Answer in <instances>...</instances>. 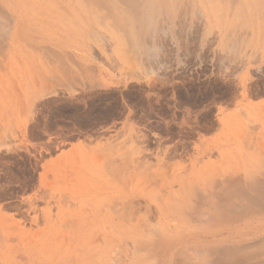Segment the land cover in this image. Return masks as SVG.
<instances>
[{
  "label": "rangeland",
  "instance_id": "rangeland-1",
  "mask_svg": "<svg viewBox=\"0 0 264 264\" xmlns=\"http://www.w3.org/2000/svg\"><path fill=\"white\" fill-rule=\"evenodd\" d=\"M125 1L0 0V264H264V0Z\"/></svg>",
  "mask_w": 264,
  "mask_h": 264
},
{
  "label": "bare ground",
  "instance_id": "bare-ground-1",
  "mask_svg": "<svg viewBox=\"0 0 264 264\" xmlns=\"http://www.w3.org/2000/svg\"><path fill=\"white\" fill-rule=\"evenodd\" d=\"M131 1V2H130ZM142 1V3H145V1L147 2V1H149V0H141ZM158 2H159V5L160 6H165V5H168L169 3H170V5H172V8H173V11L175 12V9H176V6L178 5V0H157ZM259 1V0H258ZM126 3H131V4H134V2H137V0H126L125 1ZM236 2H238V1H236ZM261 2V1H260ZM239 3V2H238ZM221 4H223V3H221ZM233 4H235L234 2H233ZM236 5H238L237 3H236ZM257 5V4H256ZM159 6V7H160ZM221 7H223L222 5H221ZM257 7V6H256ZM263 9H264V7H263ZM12 12H14L13 10H11ZM10 11V12H11ZM241 11V10H240ZM259 11V10H258ZM263 11V10H262ZM261 11V16H263V12ZM253 12V11H252ZM15 14V13H14ZM86 15V14H85ZM239 15V14H238ZM78 17H79V15H78ZM81 17V16H80ZM82 17L84 18V16L82 15ZM81 17V18H82ZM264 17V16H263ZM142 18H144V20H149L150 18H152L151 17V15L149 14V13H147L146 14V17H142ZM81 20H83V19H81ZM261 20V19H260ZM262 20H263V18H262ZM152 22V21H151ZM114 165V164H113ZM127 165V164H126ZM114 169V168H113ZM117 170H119V167H117L116 168ZM115 169V170H116ZM111 171V170H110ZM113 173H114V171H112ZM110 173V172H109ZM121 175V174H120ZM124 175V174H123ZM233 175V174H232ZM237 178V177H236ZM235 178V179H236ZM234 179V178H233ZM234 179V180H235ZM239 179H236V182H232V183H230L229 185L227 184L226 186H224L223 188H224V190H226V193L225 194H229V195H231L232 197L233 196H236V195H238L239 194V191H241L240 192V194L238 195L239 196V202H238V204L240 205V206H246V204H247V198L245 197V195H244V188H245V186L243 185V183H242V181L240 180V181H238ZM120 181V180H119ZM222 182V181H221ZM241 182V183H240ZM218 184V183H217ZM217 184H215V185H217ZM213 185H214V183H213ZM243 185V186H242ZM248 185H250L249 183H248ZM203 188V187H202ZM222 188V189H223ZM244 190H243V189ZM206 189V188H205ZM215 189V188H214ZM222 189H220V193L222 194V193H224V190H223V192H222ZM243 190V191H242ZM206 192H208L207 190H206ZM205 192V193H206ZM214 192H215V190H214ZM211 193H213V191H211ZM243 193V194H242ZM225 194H224V196H225ZM209 195V194H208ZM223 195V194H222ZM212 196V195H211ZM237 196V197H238ZM211 198V197H210ZM118 201V200H117ZM116 201V202H117ZM208 202V201H207ZM210 202V201H209ZM212 204H214V206L216 205L213 201H212ZM123 205H124V203H123ZM127 205L125 204V207H126ZM209 206V205H208ZM212 206V205H211ZM113 208V207H112ZM115 208H117V206H115ZM120 208V207H119ZM129 208V207H128ZM209 208V207H208ZM264 208V207H263ZM263 208L261 209V208H259V207H256L255 209H254V211L253 210H251V209H249V208H247V209H245V210H243V211H241V212H238V211H236V212H233L234 214H237V215H239L240 217L239 218H236V217H233L232 215H230V213H225V215L223 216V217H227V218H230V219H233V220H237V219H239V220H242V219H253L254 218V216L256 215H259V211L260 210H263ZM114 209V208H113ZM123 209H124V207H123ZM112 210V209H111ZM122 210V209H121ZM120 210V211H121ZM204 210V209H203ZM202 210V211H203ZM113 211V210H112ZM114 211H116V210H114ZM125 211V210H124ZM128 211V210H127ZM132 211V210H131ZM163 211H164V209H161V212L163 213ZM206 211V210H205ZM115 213V212H114ZM116 213H117V211H116ZM116 213H115V215H116ZM119 213V212H118ZM118 213H117V216H118ZM128 213V212H127ZM127 213H125V214H127ZM130 213H132V212H130ZM214 214H215V212H214ZM119 215H120V213H119ZM122 215V214H121ZM211 216V215H210ZM219 216V215H218ZM124 217V216H123ZM130 217V216H129ZM128 216H127V218L130 220V218H129ZM119 218H120V216H119ZM125 218V217H124ZM212 218V217H211ZM214 218V217H213ZM122 219V218H121ZM229 219V220H230ZM123 220V219H122ZM127 221V220H126ZM226 226H228V225H226ZM225 227H223V229H224ZM244 228V227H243ZM239 229V228H238ZM248 229V228H247ZM253 229H255V230H259V228H257V227H255V228H253ZM223 260V259H222ZM215 262V263H214ZM213 264H229L226 260L224 261H221V260H215V261H213Z\"/></svg>",
  "mask_w": 264,
  "mask_h": 264
}]
</instances>
